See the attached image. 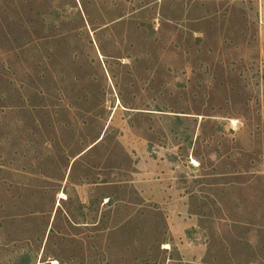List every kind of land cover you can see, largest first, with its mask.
I'll list each match as a JSON object with an SVG mask.
<instances>
[{"label": "rangeland", "instance_id": "obj_1", "mask_svg": "<svg viewBox=\"0 0 264 264\" xmlns=\"http://www.w3.org/2000/svg\"><path fill=\"white\" fill-rule=\"evenodd\" d=\"M0 264H264V0H0Z\"/></svg>", "mask_w": 264, "mask_h": 264}]
</instances>
